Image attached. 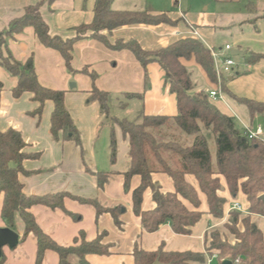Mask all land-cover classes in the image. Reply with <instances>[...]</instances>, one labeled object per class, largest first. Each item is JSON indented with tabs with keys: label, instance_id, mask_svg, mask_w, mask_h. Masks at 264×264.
<instances>
[{
	"label": "crops",
	"instance_id": "crops-1",
	"mask_svg": "<svg viewBox=\"0 0 264 264\" xmlns=\"http://www.w3.org/2000/svg\"><path fill=\"white\" fill-rule=\"evenodd\" d=\"M165 1L170 5L169 8L160 7ZM39 2L40 0H0V32L6 30L10 22L22 17L27 7ZM130 2H135L134 7L127 9L125 6ZM94 5L95 0H56L52 4L44 1L40 4L39 12L49 34L66 40L74 38L75 30L79 26L92 21ZM137 8H141L140 11L152 8L156 13L165 14L178 23L174 27H121L106 33L110 44L116 40H135L144 50L155 51L183 38H194L208 50H214V46L225 43L224 46H230L231 50L242 52L237 55L241 57V63H235L233 73L222 80L219 89L222 99L209 101L221 113L232 117L243 129L256 128L253 127L254 122L264 124L261 120L263 116L251 119L246 106L238 103L233 97L264 102V0H113L111 3V9L114 11L139 12ZM2 51L5 56L9 53L21 64L32 58L39 84L45 88L64 91L65 108L80 137L79 146L72 141L63 140L61 133L58 140H55L50 133L52 102L46 101L41 114L33 115L38 104L33 102L32 95L24 93L14 98L12 90L17 85V78L0 67V83L3 86L0 96V131L11 128L19 131L27 145L25 152L38 155L37 158L22 163V168L28 173L19 175L23 194L33 197L66 195L62 201L63 209H51L44 205L30 207L29 213L43 233L64 248L73 246L76 240L79 242L81 236L89 242L105 233L102 242L111 245L110 254L88 255L87 264H133L135 246L148 252L161 249L168 253H200L204 255L207 263V234L227 221L233 202H238L246 210L248 202L241 193L233 199L228 193L224 179L221 178V191L218 194L225 200L223 218L214 219L208 213L206 198L200 193L196 181L193 177L186 176V181L198 193V210L202 213L200 221L191 228L190 234H175L169 224L161 225L153 233L142 229L140 218L133 214L131 197L132 191L140 184V177L131 178L128 192L123 189L124 175L131 164L128 137L122 134L117 125H112L104 118L97 102H88L92 81L81 72L87 69L89 73L96 75L95 87L108 94L109 116L129 121L125 114H112L109 104L114 103L116 105L113 106L117 109H125L126 103L122 100L127 95L144 92V72L134 56L125 50L113 51L96 40L84 39L74 44L71 71H68L60 54L43 47L30 27L6 39ZM220 51L223 52L222 49ZM248 52L261 55L263 59L248 65L243 59ZM182 64L190 74L192 93L203 91L208 94L218 89L216 84L208 81L193 60L182 61ZM193 74L201 77L202 83H195ZM147 75L149 89L144 92L143 100H140L137 119L141 113L147 116L176 115L175 95L164 86L161 68L155 63L149 64ZM71 83L75 85L74 88L69 87ZM112 134L115 140L113 160ZM97 176L105 177L102 188L97 185ZM151 180L160 187L161 193L174 192L173 182L167 175L154 173ZM2 199L3 194H0V228H8L1 217ZM76 199L94 201L102 208L121 207V229L115 226L109 214L97 216L92 205ZM182 202L188 210H192L190 204ZM141 207L143 211H152L155 208L150 189L144 192ZM249 215L264 234V223H258L264 217ZM12 231L18 234L19 241L14 249L2 248L4 264H34L36 238L30 233L21 239L24 224L19 217L15 218ZM62 262L58 255L50 250L45 252L42 260V264ZM65 262L77 264V258L70 256ZM211 263L212 261L209 264Z\"/></svg>",
	"mask_w": 264,
	"mask_h": 264
},
{
	"label": "trees",
	"instance_id": "trees-1",
	"mask_svg": "<svg viewBox=\"0 0 264 264\" xmlns=\"http://www.w3.org/2000/svg\"><path fill=\"white\" fill-rule=\"evenodd\" d=\"M52 4L56 0H40L36 5L25 9L24 15L10 22L8 28L0 32V67L17 78V85L12 90L14 98L24 93L32 95L33 102L38 104L33 115L39 116L46 101L53 104L50 116V133L58 140L59 133L63 140L80 145L78 130L74 126L70 114L64 105V91L53 90L41 86L34 72L33 60L29 58L24 64L15 61L2 48L5 40L20 34L25 28H32L39 43L60 54L68 71H71L72 50L76 42L93 39L113 51H128L140 64L144 72V92L149 89L147 66L157 64L164 74V86L175 95L177 113L174 116H147L141 113L136 121L118 120L109 116L108 94L99 91L94 81L96 75L87 69L81 72L92 81V89L88 102H97L100 113L112 125H117L122 134L129 140L130 168L124 175L123 189L130 190V180L133 176L140 177L139 186L131 193L133 214L140 218L142 229L153 233L163 224H169L172 231L178 235H189L191 228L200 221L202 213L198 210L200 200L194 187L186 181L191 176L197 183L200 193L207 202L208 213L214 219L223 215L225 200L219 196L220 179H224L229 195L236 199L241 193L248 202L250 214L264 217V142L249 140L243 128L236 121L221 113L208 99V95L200 91L192 93L191 77L182 61L193 60L201 68L208 81L216 84L213 60L208 50L200 41L194 38H183L155 51L144 50L135 40H116L110 44L106 33L121 27L132 26H176L177 21L171 20L165 14L156 13L152 8L144 11H114L111 9L113 0H95L93 19L87 25H81L75 30V36L63 40L51 36L43 21L39 9L42 2ZM244 62L253 65L263 59V56L251 52L243 56ZM3 86L0 83V96ZM225 92V89L223 88ZM141 94L127 95L129 99L143 100ZM228 93V92H227ZM235 100L246 106L250 118L264 117V102L240 99ZM27 145L21 133L15 129L0 131V194H3L1 217L9 229L14 228V220L19 217L24 224L22 240L33 234L37 241V251L34 264H42L46 251L55 252L60 261H67L69 256L77 258V264H87L86 256L110 254V244L102 242L105 233H101L92 241H75L68 248L58 246L36 224L29 213L33 205H44L51 209H63L62 201L66 195L57 194L44 197L26 196L19 175H28L22 168V163L35 159L37 154L25 152ZM115 156V140L111 135V158ZM154 173L167 175L173 182L174 192L163 194L160 187L151 180ZM104 176H97V185L102 188ZM150 189L155 208L152 211L142 210V197ZM92 205L96 215L107 213L113 219L115 226L121 229L119 219L121 207L102 208L94 201L76 199ZM182 201L192 207L188 210ZM238 213L231 215L225 228L236 239L233 246L220 242L218 232L214 231L205 239L206 252L219 251L216 257L218 264L229 260L231 264H264V234L257 224L250 222L248 217L241 220L243 231L236 228ZM228 254L225 258L223 255ZM133 264H154L158 259L160 264H203V254L194 252H155L143 251L135 246ZM218 258V259H217ZM5 263L4 255L0 256V264Z\"/></svg>",
	"mask_w": 264,
	"mask_h": 264
},
{
	"label": "rangeland",
	"instance_id": "rangeland-1",
	"mask_svg": "<svg viewBox=\"0 0 264 264\" xmlns=\"http://www.w3.org/2000/svg\"><path fill=\"white\" fill-rule=\"evenodd\" d=\"M136 2V4H137V1H135ZM135 2H130V3H128V4H126V5H128V6H125V7H127V9L128 8H132V7H134V3ZM167 3H166V1H165V4L163 3V4H160V7H163V8H166V7H168L169 8V6L170 5H166ZM182 4V3H181ZM137 7V6H136ZM138 7H140V5L138 6ZM140 9L141 8H137V10L138 11H140ZM224 45H225V43H223L222 45H216V46H214V52L216 53V54H218V55H222V54H225V52H222V51H220V49H223V47H224ZM232 59H233V61L235 62V63H241V57L240 56H233L232 57ZM193 81L195 82V83H198V84H200V83H202V78L201 77H198V76H194V74H193ZM124 103H126V106H124L125 107V109H117L116 107H114L113 105H116V104H112V103H110L109 105H110V110H111V113L113 114V113H116V114H125L126 115V117H128V120L129 121H136V119H137V117H136V115H137V112H138V109H139V105L141 104L140 102V100H138V99H129L128 97H126L125 99H123L122 100ZM114 102V101H113ZM137 105V107H135ZM113 106V107H112ZM261 120L262 121H264V119H263V117L261 118ZM256 124H257V122H254V126L253 127H255L256 126ZM233 214H235V212H230L229 214H228V217H227V221L223 224V225H221V226H219L218 227V229H215V230H210V232L207 234V237L206 238H208V243H209V238H210V234L212 233V232H214V231H216V232H218V234H219V237H220V242L222 243V244H225L226 246H233L235 243H236V239L234 238V236L233 235H231L230 233H229V231L227 230V228H225V224H227L229 221H230V218H231V215H233ZM245 217H248L249 218V220H250V222H252V217L248 214L247 216H245V215H242V214H239L238 215V224L236 225V228L241 232V231H243V225H242V223H241V220L243 219V218H245ZM223 218V215H222V217L220 218V219H222ZM219 219V220H220ZM258 223L259 224H261V223H264V219H262V220H260V221H258ZM211 253H214V254H216V257H217V255L219 254V251H216V250H213ZM70 257V256H69ZM223 257H225V258H227L228 257V254H225V255H223ZM218 259V258H217ZM203 264H207L206 263V260H205V262L203 263ZM211 264H218V260H216V259H213L212 260V263Z\"/></svg>",
	"mask_w": 264,
	"mask_h": 264
},
{
	"label": "built area",
	"instance_id": "built-area-1",
	"mask_svg": "<svg viewBox=\"0 0 264 264\" xmlns=\"http://www.w3.org/2000/svg\"><path fill=\"white\" fill-rule=\"evenodd\" d=\"M223 52L225 54L218 55L214 52V50L210 49V53L212 56L213 60V67L215 71V76H216V85L218 89L212 90L208 92V99L211 100H221L222 99V94L220 92V85L222 80L226 77L229 76L233 73L234 68L236 67L235 62L232 59V56L229 54L231 51L230 46L226 45L223 47ZM244 131L246 133V136L249 140H259L264 142V124L259 123L256 125V128L251 129L250 127H245ZM230 211L232 212H237L238 214H242L247 216L249 213L248 210H246L241 204L238 202H233L231 204ZM216 258V254L211 253L207 256V263L209 264L212 259ZM233 264H237V260L234 261Z\"/></svg>",
	"mask_w": 264,
	"mask_h": 264
},
{
	"label": "water",
	"instance_id": "water-1",
	"mask_svg": "<svg viewBox=\"0 0 264 264\" xmlns=\"http://www.w3.org/2000/svg\"><path fill=\"white\" fill-rule=\"evenodd\" d=\"M242 54V52L238 50H231V56H237ZM70 88H74V84L69 85ZM259 199H264V196H260ZM19 241V236L14 231L8 228H0V256L2 255V248L8 247L9 249H14ZM62 264H66L65 261ZM154 264H160L158 259L155 260ZM222 264H231L229 260H224Z\"/></svg>",
	"mask_w": 264,
	"mask_h": 264
}]
</instances>
